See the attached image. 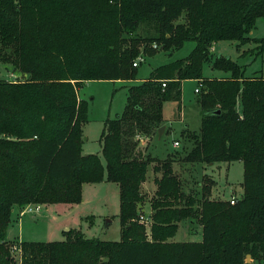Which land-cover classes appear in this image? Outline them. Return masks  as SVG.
Wrapping results in <instances>:
<instances>
[{
	"label": "trees",
	"instance_id": "obj_1",
	"mask_svg": "<svg viewBox=\"0 0 264 264\" xmlns=\"http://www.w3.org/2000/svg\"><path fill=\"white\" fill-rule=\"evenodd\" d=\"M260 17L264 0H0V62L24 76L0 79V264H15L6 239L13 209L79 202L81 184L102 179L100 159L79 152L88 104L77 91L91 80H135L132 61L141 40L165 50L188 41L194 47L131 86L124 110L104 123L99 142L106 180L118 185L120 239L86 238L70 228L62 240L21 241L19 264H245L247 254L264 258V77L245 76L230 57H209L214 42H246ZM142 23L145 37H129ZM255 41L264 51V38ZM204 63L229 75L203 78ZM185 79L201 82V114L199 131L187 134L193 145L184 160L241 161L243 192L234 204L207 198L209 185L200 198L185 194L171 159L143 158L138 147L136 136L148 137L162 125L165 101L180 107ZM152 161L161 174L154 179L148 238L136 219ZM187 218L199 220L201 239L171 240Z\"/></svg>",
	"mask_w": 264,
	"mask_h": 264
},
{
	"label": "rangeland",
	"instance_id": "obj_2",
	"mask_svg": "<svg viewBox=\"0 0 264 264\" xmlns=\"http://www.w3.org/2000/svg\"><path fill=\"white\" fill-rule=\"evenodd\" d=\"M183 22V18L177 21V23ZM147 30V26L142 23L129 37L143 38ZM248 37L242 44L235 40L214 42L209 47V57L211 60L216 56L230 57L244 67L245 76L264 77V51H261V46L255 41L264 38V17L256 20ZM141 41V45L138 46V56H142L144 60L136 68L135 80H91L84 82L77 91L78 97L88 104L87 122L81 126L82 137L79 152L80 155L94 154L100 159L104 168L102 179L95 182H83L79 202L51 204L33 202L29 204H40L41 210L36 214H24L23 216L19 215L22 208L13 209L6 239L9 242V252L15 264H19V256L22 255L21 241L62 240L65 238V232L70 228L79 230L86 238L120 239L118 185L106 180V161L99 142L104 123L124 110L127 91L131 86L139 85L147 79L156 67L186 57L194 47V42L188 41L178 50H165L162 44L155 49V43ZM201 73L202 77L207 79H219L229 75L227 72L212 68L211 63L202 64ZM12 74L18 75L17 80L24 79V76L18 74L11 66L0 62V79L12 81L15 79L12 78ZM199 82L195 79L182 80L180 107L175 101H165L162 105V125L154 129L148 137L141 134L136 136L139 140L138 147L141 149L143 158L149 155L156 160L171 159L173 173L180 180L181 190L185 194L190 193L200 198L202 188L205 186L207 188L209 185L207 198L211 200H229L231 197H240L243 192L241 161L192 164L184 160L193 145L187 134L197 133L200 127L201 109L198 98L201 93L194 92ZM160 127L164 128L158 138L157 131ZM174 140L179 144L173 147L172 141ZM156 162L152 161L148 165L145 181L140 185L144 199L137 205L136 221L142 226L143 233L148 238L151 234V214L153 212L150 202L156 189L154 179L160 177L161 174L153 170ZM208 178L213 179V184L208 182ZM141 216L144 218L141 219ZM198 222L196 218L180 221L171 239L174 241L200 240L201 226ZM245 264H264V258L247 254Z\"/></svg>",
	"mask_w": 264,
	"mask_h": 264
},
{
	"label": "built area",
	"instance_id": "obj_3",
	"mask_svg": "<svg viewBox=\"0 0 264 264\" xmlns=\"http://www.w3.org/2000/svg\"><path fill=\"white\" fill-rule=\"evenodd\" d=\"M156 47H157L156 44H154V48H156ZM143 60H144V58H143L142 56L139 55V56L133 61V63H132L133 67H137L141 62H143ZM17 76H18V75H14V74H12V78H15V79L12 80V81H16V80H17ZM162 86H165V83H164V82L162 83ZM200 87H201V82H199L198 85H197V87H195L194 92L197 93V92L199 91V88H200ZM178 144H179L178 141H174V142H173V145H174V146H177ZM236 201H237V198H235V197H231V198L229 199V202H230L231 204H234ZM40 210H41V206H40V204H27V205H25V206L19 211V215H20V216H23L24 214H36V213H38ZM140 218L143 219L144 217L141 216ZM19 252H20V250H19ZM19 258H20V256H19Z\"/></svg>",
	"mask_w": 264,
	"mask_h": 264
},
{
	"label": "water",
	"instance_id": "obj_4",
	"mask_svg": "<svg viewBox=\"0 0 264 264\" xmlns=\"http://www.w3.org/2000/svg\"><path fill=\"white\" fill-rule=\"evenodd\" d=\"M217 113H218V111H216ZM163 128L164 127H160L159 129H158V131H157V133H158V137H160L161 136V134H162V131H163ZM68 229H66V231H67ZM104 260H106V259H104Z\"/></svg>",
	"mask_w": 264,
	"mask_h": 264
},
{
	"label": "crops",
	"instance_id": "obj_5",
	"mask_svg": "<svg viewBox=\"0 0 264 264\" xmlns=\"http://www.w3.org/2000/svg\"><path fill=\"white\" fill-rule=\"evenodd\" d=\"M164 127H165V126H164ZM158 138H160V137H158ZM174 141H175V140H174ZM174 141H172V146H173V147H174V145H173V142H174ZM16 209H17V208H16ZM17 210H18V209H17ZM171 240H172V239H171Z\"/></svg>",
	"mask_w": 264,
	"mask_h": 264
}]
</instances>
